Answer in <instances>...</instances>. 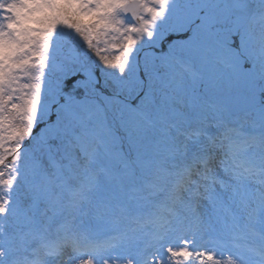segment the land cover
Wrapping results in <instances>:
<instances>
[{"label":"snow or ice","instance_id":"1","mask_svg":"<svg viewBox=\"0 0 264 264\" xmlns=\"http://www.w3.org/2000/svg\"><path fill=\"white\" fill-rule=\"evenodd\" d=\"M170 2L0 0V264H264V89L253 107L193 106L146 178L106 174L102 194L84 130L105 105L155 103L169 57L144 42ZM239 8L227 47L244 67L264 0Z\"/></svg>","mask_w":264,"mask_h":264},{"label":"rangeland","instance_id":"2","mask_svg":"<svg viewBox=\"0 0 264 264\" xmlns=\"http://www.w3.org/2000/svg\"><path fill=\"white\" fill-rule=\"evenodd\" d=\"M181 4L185 9L178 13L175 0H171L166 14L167 18L158 29L160 34L154 38V42L159 48L160 40L166 33L181 34L171 42L167 39L163 40L169 63L168 66L160 68L165 73H168L165 77L170 79V81L173 77L172 73H176L177 83H174V85L176 84L174 88L167 87V81L163 85H157L155 92L156 101L152 105L158 106L161 98L167 99L168 96H172L182 102L183 107H180L181 109L178 108L179 110L174 112L168 108V105H163L166 111L161 112L158 118L161 121L165 118L167 120L165 125L167 126L162 127L154 124L144 114L138 115L143 121L147 120L149 123L148 125H143V121L137 114L128 111V117H126L128 120L138 119L137 125L131 129L134 133V140L140 136L142 141L146 140L149 145H152L150 150L141 151L143 154L140 158H132L122 152L121 148L125 149L127 142L120 140L118 130L116 132V129L111 124V116L105 106L103 115L96 114L92 120L88 121L86 128L88 132L86 130L84 132L90 137L93 147L96 149V164L94 167L103 186L102 194L107 195L116 190V180L109 182L106 179V174L120 177L124 183H127L128 179L132 177L137 178L138 181L146 178L147 174L143 173V171L147 172L150 170L149 165L152 168L157 162L150 153L153 149V144L158 146L154 140L156 133L165 134L167 138L168 130L173 125L184 127L180 123V117L182 114L190 115L193 106L198 107L202 111L210 110L209 105L221 103L218 96L235 91H243L247 95L252 94V91L244 86L245 66L250 68L254 78L260 81L262 89H264V33L257 27L252 31L251 36L246 38L244 54L251 63L240 67L239 62H232L231 58L234 54L227 47L228 37L223 35L216 37L210 29L197 22V12L190 5L186 2ZM210 7L215 9L219 24H230L228 12L221 5V0H214ZM194 21L195 23H193ZM112 43L113 41L111 40L107 43L101 42L99 50L102 49V53L99 54L101 56L115 55L116 51L110 47ZM115 43H119V41ZM147 43V41L144 42L145 55L151 58L154 53L148 49ZM260 58L263 60L261 64H259ZM165 73L161 72V74ZM173 89H177V91L173 92ZM200 93L203 94V98H198ZM81 95L82 93L79 94V96ZM90 98H98V94L93 93ZM100 103L103 105L104 102L101 100ZM171 115L173 118L168 119ZM117 118L121 119V115H117ZM121 134L123 135L122 132ZM180 139L182 140V137ZM100 141H104V144L101 145ZM110 147H113L116 152L119 150L117 155H121V163L116 171H109L105 166V161L108 160L111 154ZM116 157H113V162Z\"/></svg>","mask_w":264,"mask_h":264},{"label":"water","instance_id":"3","mask_svg":"<svg viewBox=\"0 0 264 264\" xmlns=\"http://www.w3.org/2000/svg\"><path fill=\"white\" fill-rule=\"evenodd\" d=\"M182 2L189 4L196 12L197 21L203 23L206 27L211 29L214 35L225 34L228 37L231 32L235 29L236 25L241 23L242 12L239 8L240 0H222L221 5L225 7L228 12L230 24H219L217 21L216 11L209 8L213 0H175L177 12L184 11ZM176 37H169L167 40L170 41ZM160 49L152 48L151 50L156 52H166L164 44L160 43ZM167 53V52H166ZM246 82L245 86L250 88L254 93L250 96H246L243 92L229 93L225 97H219L223 104L236 105L241 104L248 107H253V102L258 93L261 92L262 88L259 81L255 80L250 73L249 67H245ZM80 93H77L79 96ZM201 97H203L201 95Z\"/></svg>","mask_w":264,"mask_h":264},{"label":"trees","instance_id":"4","mask_svg":"<svg viewBox=\"0 0 264 264\" xmlns=\"http://www.w3.org/2000/svg\"><path fill=\"white\" fill-rule=\"evenodd\" d=\"M99 53H102V49L99 50ZM263 63V60L260 58L259 59V64ZM175 76V75H173ZM110 108L111 112L114 114L115 116V120L117 121V127H118V132H119V138L120 140H122L123 142H127V145L125 146L124 151H126L129 154H136L141 156L143 153L141 152L142 150H150V148L152 147L151 145H149L148 142H146V140L141 139L140 136H138L136 138V140H134L132 134H130V129H132L134 126V124H136L137 119H132V120H127L125 118V112H123L121 110V106L119 105H115L113 104ZM144 111L146 112V114L152 118L153 120H155V122L157 124H162L161 120H159V118L156 117L157 114H159V112H164V110H156L155 108L151 107V105H147V107L144 108ZM117 115H122L121 119L117 118ZM75 131L77 133L81 132L80 128H76ZM121 132L123 133V135L121 134ZM161 137L158 134V141H161ZM84 139L88 142L89 144V148L91 149V143L89 138H87V136H84ZM141 139V140H140ZM145 141V142H144ZM126 144V143H125ZM149 145V146H147ZM151 153H154V151L152 150ZM77 158L80 159L81 163H84V158L80 157L79 153H76Z\"/></svg>","mask_w":264,"mask_h":264}]
</instances>
